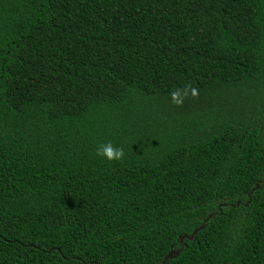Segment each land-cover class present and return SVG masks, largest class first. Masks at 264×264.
I'll return each instance as SVG.
<instances>
[{"label": "trees", "instance_id": "16d2710c", "mask_svg": "<svg viewBox=\"0 0 264 264\" xmlns=\"http://www.w3.org/2000/svg\"><path fill=\"white\" fill-rule=\"evenodd\" d=\"M166 255L264 264V0H0V264Z\"/></svg>", "mask_w": 264, "mask_h": 264}, {"label": "clouds", "instance_id": "9594fccd", "mask_svg": "<svg viewBox=\"0 0 264 264\" xmlns=\"http://www.w3.org/2000/svg\"><path fill=\"white\" fill-rule=\"evenodd\" d=\"M95 155L107 161H118L123 157L124 152L120 147H113L111 142H105L96 147Z\"/></svg>", "mask_w": 264, "mask_h": 264}, {"label": "water", "instance_id": "95a60500", "mask_svg": "<svg viewBox=\"0 0 264 264\" xmlns=\"http://www.w3.org/2000/svg\"><path fill=\"white\" fill-rule=\"evenodd\" d=\"M188 238H189V237H188ZM169 256H170V255H166V257L164 258V260L162 261V263H161V264H164V262H165V259H167Z\"/></svg>", "mask_w": 264, "mask_h": 264}]
</instances>
